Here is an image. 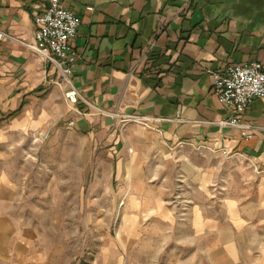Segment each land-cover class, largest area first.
<instances>
[{"label":"crops","instance_id":"crops-1","mask_svg":"<svg viewBox=\"0 0 264 264\" xmlns=\"http://www.w3.org/2000/svg\"><path fill=\"white\" fill-rule=\"evenodd\" d=\"M255 1L62 0L81 21L73 105L29 48L49 0H0V152L66 126L103 145L110 161L93 169L108 185L117 175L119 193L101 197L117 237L99 238L89 264H264V100L243 128L224 126L213 90L230 65H264ZM40 231L0 166V264H70Z\"/></svg>","mask_w":264,"mask_h":264},{"label":"rangeland","instance_id":"rangeland-1","mask_svg":"<svg viewBox=\"0 0 264 264\" xmlns=\"http://www.w3.org/2000/svg\"><path fill=\"white\" fill-rule=\"evenodd\" d=\"M255 2L264 5V0ZM55 131L19 139L10 146L12 150L1 151V170L18 185L24 213L41 229L48 249L54 252L61 246L64 261L89 264L99 238L107 233L117 237L120 219L115 213L106 216L113 212V203L101 197L119 193L118 178L108 185V172L93 169L110 161L99 141L92 142L66 126ZM92 143L100 146L94 152Z\"/></svg>","mask_w":264,"mask_h":264},{"label":"built area","instance_id":"built-area-1","mask_svg":"<svg viewBox=\"0 0 264 264\" xmlns=\"http://www.w3.org/2000/svg\"><path fill=\"white\" fill-rule=\"evenodd\" d=\"M34 23L35 39L29 48L59 72L70 88L67 100L77 104L83 98L71 77L78 57L73 43L81 24L80 18L66 9L62 0H49L48 9L37 15ZM5 38L8 36L0 31V41ZM213 90L230 111L229 120L222 124L243 128L242 118L248 105L254 99L264 100V65L260 62L230 65L223 72L214 73Z\"/></svg>","mask_w":264,"mask_h":264},{"label":"bare ground","instance_id":"bare-ground-1","mask_svg":"<svg viewBox=\"0 0 264 264\" xmlns=\"http://www.w3.org/2000/svg\"><path fill=\"white\" fill-rule=\"evenodd\" d=\"M73 75V74H72ZM71 79H72V77H71ZM72 104V103H71Z\"/></svg>","mask_w":264,"mask_h":264}]
</instances>
